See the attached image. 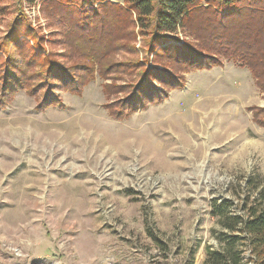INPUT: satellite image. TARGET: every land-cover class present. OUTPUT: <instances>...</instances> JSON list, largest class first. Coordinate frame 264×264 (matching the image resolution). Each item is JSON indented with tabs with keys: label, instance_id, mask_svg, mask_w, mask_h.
Instances as JSON below:
<instances>
[{
	"label": "rangeland",
	"instance_id": "1",
	"mask_svg": "<svg viewBox=\"0 0 264 264\" xmlns=\"http://www.w3.org/2000/svg\"><path fill=\"white\" fill-rule=\"evenodd\" d=\"M49 2L0 0V76L15 83L28 65L41 88L12 82L0 106V264H201L218 228L210 201L237 204L248 182L264 191V126L253 115L264 90L223 57L211 69L176 70L183 89H160L166 98L122 120L106 105L132 96L138 75L95 73L79 93L50 94L47 66L21 63L20 38L12 41L34 36L29 44L59 65L82 62L64 47ZM133 44L136 54L110 61L142 62V39Z\"/></svg>",
	"mask_w": 264,
	"mask_h": 264
},
{
	"label": "trees",
	"instance_id": "2",
	"mask_svg": "<svg viewBox=\"0 0 264 264\" xmlns=\"http://www.w3.org/2000/svg\"><path fill=\"white\" fill-rule=\"evenodd\" d=\"M49 1L56 24L66 39L64 47L82 62L72 68L59 65L40 52V45L29 44L34 36L17 34L12 41H19L16 47L20 62L38 61L42 70L47 66L42 81L49 82L50 94L56 87L79 93L95 73L107 79L112 75L113 79L131 73L138 75L141 82L132 87V96L106 105L113 118L122 120L150 102L159 103L166 98L160 89H183L176 70L211 69L223 57L233 58L248 69L257 86L264 90V0ZM137 36L142 39L144 62L110 61L120 50L136 54L132 43ZM149 55H152L150 68L146 64ZM27 66L20 72L24 78L16 77L15 83L6 78L7 72L1 74L0 106L8 98L7 93L14 91L11 87L21 88L24 81L29 86L33 83L29 94L41 90L36 85L39 77L34 73L28 77ZM155 82L160 84L159 88ZM110 88L116 93L124 92ZM41 101L60 104L57 98L48 95H43ZM253 115L255 122L264 126V110L255 109ZM246 189L237 204L222 199L210 201L209 215L218 228L212 230L215 245L205 247L201 264H264V191L256 189L253 182H248ZM254 190L257 192L252 194Z\"/></svg>",
	"mask_w": 264,
	"mask_h": 264
},
{
	"label": "bare ground",
	"instance_id": "3",
	"mask_svg": "<svg viewBox=\"0 0 264 264\" xmlns=\"http://www.w3.org/2000/svg\"><path fill=\"white\" fill-rule=\"evenodd\" d=\"M201 127L203 128V126H201ZM217 130H218V129H217ZM100 153H101V152H100ZM78 156H79V153L76 154V157H77V158H78ZM97 157H98V156H97Z\"/></svg>",
	"mask_w": 264,
	"mask_h": 264
}]
</instances>
